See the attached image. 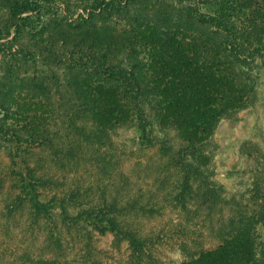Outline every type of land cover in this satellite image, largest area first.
<instances>
[{
	"label": "trees",
	"instance_id": "trees-1",
	"mask_svg": "<svg viewBox=\"0 0 264 264\" xmlns=\"http://www.w3.org/2000/svg\"><path fill=\"white\" fill-rule=\"evenodd\" d=\"M263 54L264 0H0V264H264V153L237 199L210 149Z\"/></svg>",
	"mask_w": 264,
	"mask_h": 264
},
{
	"label": "rangeland",
	"instance_id": "rangeland-1",
	"mask_svg": "<svg viewBox=\"0 0 264 264\" xmlns=\"http://www.w3.org/2000/svg\"><path fill=\"white\" fill-rule=\"evenodd\" d=\"M249 67L253 75L258 76V99L254 106L238 112L233 118L222 120L210 145L216 179L224 185L228 198L232 196L241 198L254 177L252 166L257 164L256 157L264 153V54L258 56ZM155 134L163 139L167 138L176 149L182 145V140L175 129L164 131L157 127ZM115 139L122 150L119 154L124 152L125 164L135 166L137 164L135 162L139 160L136 156L139 139L135 130L132 127L120 128ZM136 167L144 170L143 165ZM205 237L206 248H214L218 245L219 240L215 237L210 235ZM112 238V235L102 237L100 245L111 249ZM182 259L183 256L173 250L165 264H176Z\"/></svg>",
	"mask_w": 264,
	"mask_h": 264
}]
</instances>
